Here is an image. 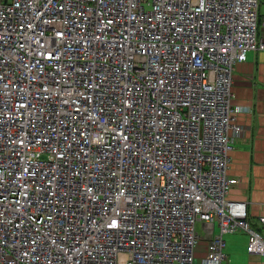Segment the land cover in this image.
I'll list each match as a JSON object with an SVG mask.
<instances>
[{
	"label": "built area",
	"instance_id": "built-area-1",
	"mask_svg": "<svg viewBox=\"0 0 264 264\" xmlns=\"http://www.w3.org/2000/svg\"><path fill=\"white\" fill-rule=\"evenodd\" d=\"M258 5L0 0V264H195L198 224L203 264L264 255L227 174Z\"/></svg>",
	"mask_w": 264,
	"mask_h": 264
},
{
	"label": "crops",
	"instance_id": "crops-1",
	"mask_svg": "<svg viewBox=\"0 0 264 264\" xmlns=\"http://www.w3.org/2000/svg\"><path fill=\"white\" fill-rule=\"evenodd\" d=\"M263 16L264 0H259L258 20ZM257 39L264 42L263 26L258 29ZM231 78V105L241 109L233 123L242 128V133L233 135L229 152L227 174L237 182L229 190L228 199L244 203L248 220L256 227L258 218L264 216V50L249 52L246 60L235 66ZM218 230L217 224L197 225L195 264H203L208 243ZM223 239L227 259L222 264H264V255L247 252L246 232L228 233Z\"/></svg>",
	"mask_w": 264,
	"mask_h": 264
}]
</instances>
